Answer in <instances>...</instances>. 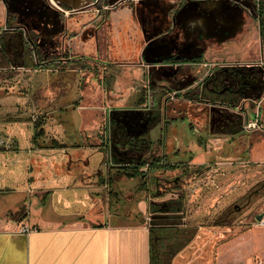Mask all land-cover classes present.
I'll return each mask as SVG.
<instances>
[{
	"label": "crops",
	"instance_id": "1",
	"mask_svg": "<svg viewBox=\"0 0 264 264\" xmlns=\"http://www.w3.org/2000/svg\"><path fill=\"white\" fill-rule=\"evenodd\" d=\"M97 1L61 0L60 3L66 8L81 9L94 2L101 14H104L102 9L111 10L102 22L107 34L100 37L96 33L95 16L82 31L80 23H74L71 30L81 32L75 43L72 40L71 51L59 52L60 57L58 55L59 58L54 61L56 65L47 59L56 52L49 51L44 42V37L48 36H43L41 42L34 39L38 58L30 47L24 55L9 60L5 65L7 68L0 72L31 77V81L24 82L28 90L40 85L41 89L47 90L46 94L50 89L49 81L57 80L54 84L55 96L40 97L39 103L44 106V112L39 116L30 115L33 105L28 95L23 102L15 98L14 101L9 100L13 104L23 103L21 110L18 109L22 111L19 116L28 114V118L13 120L0 115V264L161 263L158 251L156 255L153 252V246L160 242L161 230L168 226L151 225L145 221L144 197L138 198L133 206L115 203L118 193L125 190L130 191L128 194L137 195L141 187L137 182L131 189L133 183L130 180L135 179L126 178L118 168L111 175V167L104 164L108 151L114 150L119 158L123 156V149L119 150L123 146V133L117 129L118 141L113 142L112 119H108L107 130L102 128L101 121H105L106 113L113 109L119 118V126H123V108L151 111L154 101L159 98L155 97L153 103L150 98L165 87L173 86L167 94L172 97H169L170 101L181 100L184 105L190 106L192 98L197 95L200 101L209 103L211 100H204L208 93L217 94L214 90L224 89V83L218 87L206 84L220 70L231 76L242 69L249 70L252 75L258 74L259 91L233 93L231 96L235 99L241 97L240 101H248L257 108L252 110L248 120H258L261 128L248 132V155L251 163L264 166V137L255 139L253 136L257 132L264 133V117L261 112L258 113L264 97V67L257 65V61L264 58V39L260 36V28L264 32L263 0H257L262 11L258 20L249 19L239 6L224 0H193L188 4L184 0H117L118 3L113 6L109 5L110 0H102L100 5ZM176 12V23L185 28L181 31L177 29L169 36L163 35ZM10 20L14 23L8 27L9 31L7 26L0 27L2 43L13 44V37L22 31L21 27L14 25V18ZM62 25L60 27L56 22L54 27H46L49 31L55 28L61 34L64 32ZM87 44V48L84 47ZM149 44L153 51L144 59V51ZM166 57L170 61L151 62ZM34 60L40 62L38 68L32 65ZM226 60L233 63L223 64ZM209 61L217 63L215 69L208 70L200 65ZM37 75L47 80L40 83ZM70 76L73 82L64 83L62 79ZM36 79L38 82H33ZM232 79L222 80L229 85ZM138 86L147 87L146 96L135 98L132 96L135 94H130L127 97L128 90ZM196 87L199 93L188 97L190 90ZM207 87L209 90H205ZM87 88L96 89L99 96L92 97L87 91L83 92ZM25 103L28 105L25 106ZM212 103L222 105L223 102ZM13 113H17L14 108ZM53 115L61 126L54 135L43 130L45 122ZM40 116H43L44 122L42 132L34 135L33 122ZM113 122L115 125L116 120ZM153 128L143 144L148 143L147 138ZM157 128V142L162 144L161 132L165 126L162 130L158 123ZM182 132L186 138L184 159L166 162L182 163L185 170L189 168L190 186L194 183L191 180L196 178L195 175L192 178V168L209 167L208 164L214 161L207 154L210 149H207L206 140L214 137L211 140L216 148L224 147V140L218 139L222 133L217 131L208 136L195 129ZM198 133L202 138L193 140ZM229 133L233 136L238 132ZM107 134L111 139L106 141L103 137L106 138ZM211 149L214 150V147ZM162 152L164 158L163 149ZM52 162L56 167L52 168ZM103 165L106 166L103 174H96L95 171ZM120 165L123 164L118 163L115 167ZM110 197L114 204L109 203ZM215 214L211 224L202 222L197 227L205 233L210 227L214 228L216 240H210L211 236L210 239L197 241L196 246L201 250L199 257L177 259L175 256L170 264H264V226L256 222L257 215L254 216V223L244 230H235L233 221L230 224L223 222L228 216L227 210H218ZM229 215L232 216L233 211ZM22 226H29L31 230L22 233ZM185 226L177 227L188 230ZM246 238L253 241L246 243L243 241ZM258 240L262 241V246L257 244ZM207 249L210 250L209 255H206Z\"/></svg>",
	"mask_w": 264,
	"mask_h": 264
},
{
	"label": "rangeland",
	"instance_id": "2",
	"mask_svg": "<svg viewBox=\"0 0 264 264\" xmlns=\"http://www.w3.org/2000/svg\"><path fill=\"white\" fill-rule=\"evenodd\" d=\"M60 1L61 0H0V3H2L0 4V27L3 28V26H7V30H10L8 27L14 22L7 20V13H9V18H14L16 21L14 25L19 26L24 30L30 29L35 33V40L38 39V41L41 42L43 36H48L44 37V42L47 43L49 51H55L56 53L53 57L51 56L47 59L53 62L60 57L61 53L59 52H64V50L65 52H67L66 50L71 51L72 40H74V43L76 42L75 39L79 36L78 34L84 27L88 26L89 22H91L90 19L94 16L96 21L94 24L95 26H98L96 33L98 32L100 37L107 34V29L103 26L102 22L111 10L105 11L107 9H102L104 14H101V12H98V7L94 2H91V6L86 5V7L81 9H70L62 6ZM126 1L127 0H123V2ZM184 1L185 4H188L193 0ZM224 1L239 6L240 10L246 14L249 19H259L257 0ZM97 2L98 5L102 4V0H98ZM117 3V0L109 1L110 6L116 5ZM176 15L177 12L171 16L168 30L163 35L169 36L171 33L174 34L177 29H180L181 31L185 28L176 23ZM262 21L264 23V18ZM56 22L60 24V27L61 24H63L62 28H64V32L61 34L59 33L60 31L57 32L55 28L49 31L46 27L49 25V27L51 26L52 28ZM74 23H80L81 31L75 32L71 30ZM87 46L88 44L86 46L84 45L86 48ZM152 51L153 48L151 44L146 46L144 59L150 55ZM240 56H238V58H240ZM166 60L170 61V58L166 57L162 61ZM227 61L228 60L224 61L223 64L233 63ZM38 63L40 62L36 60H34V63L32 62L34 68H38ZM55 63L56 62H54L53 65H56ZM209 63L216 62L209 61ZM5 67L7 68V66H4V68ZM240 68H243V66H240ZM212 69L215 68L212 67ZM241 71L244 70L242 69ZM215 74L211 77L210 81L206 83L209 87H218L220 84L219 82L227 84V82L222 79L231 78V74L225 73L224 70H220L216 75ZM32 76L35 77V75ZM37 77L40 79V83L47 80L46 78L41 79L40 75H37ZM29 78L31 77L25 75L12 76L10 73H0V99L3 98L0 101L1 116L9 119L13 118V120L28 118V114L19 116V112L22 114V111H18V109L21 110L23 103L13 104L9 101L10 99L14 101L15 98L16 101L20 100V102H23V99L26 98L27 95L31 100V105H33L31 106L33 110L30 115L39 116L44 112L42 110L44 109V106L40 105L39 99L44 95L55 96L56 86L54 84L56 79L54 78L49 81L50 89L46 94L47 90L41 89L40 85L28 90V85L26 87L24 82H29ZM37 80L38 79L33 80V82H36ZM62 80L64 83L73 82L72 76ZM217 80L219 81L217 82ZM168 87H165L163 90H158V92H155L156 94L154 93L152 95L150 98L152 99V103L153 100H155V97L156 99H159L154 101L155 103L153 104L151 111L142 109L134 110L129 107L123 108V112H121L123 114V126H119V118L116 117V113L113 109L108 110L106 113L107 118L105 121H101V126L106 130L109 129L108 119H112L110 127L113 135V142L118 141L117 129L123 133V146L119 147V150L123 149V158L117 157V153L114 150L105 153L104 164L108 165V168L111 167V175L115 173L117 168L115 166L118 163L129 164L132 161L136 163L145 162L150 164L154 162L155 158L163 159V162L183 160V145L185 144L184 141L186 139L183 136V130L195 129V131H202L199 133H203L206 136L216 131V133L221 132L222 136H219L218 139L220 138L224 140L223 142L229 140L228 142L233 144L234 147L228 149L229 156L231 157H219L217 160L214 158L213 163L208 164L209 167H193L191 175L192 178H196L191 180L192 183H194L190 186L188 178L190 175L188 173L190 170L189 168L181 172L180 170L168 171V169L164 170L156 168L148 171L149 166L145 165L140 167L139 170L141 174L147 175L148 172L150 173L152 183H150V185L148 184V187L145 186L146 189H144L145 187L142 188L139 194L130 195V206L135 205L138 198L144 197L147 213V220L145 221L151 225L157 223L168 226L161 230L159 235L160 242H156V245L154 244L155 246H153V252L155 255L156 251L159 253L157 256L158 260L161 262L160 264H170L175 256H177V259L188 256L192 258L199 257L201 250L196 246V242L210 239L211 236L213 238L210 240H216V237L213 236L215 233L214 228L209 226L211 229H207V233H205L204 231L198 230L197 226L202 224V222L203 224H211V220L215 218L216 211L227 210L228 216H225L223 222H225L224 224H230L233 221V226L236 228L235 230H244L247 226L254 223V216L264 211V166L255 165L250 162L248 155V136L250 134H248L249 131L244 129V124L250 121L248 120L250 117L249 115L252 113L255 106L249 104L248 101H240L241 97L236 99L232 98V96L223 93L224 90L219 91L218 89L214 90L218 92L217 94L208 93L207 96L204 97V100L209 99L211 102L200 101L197 95V98H192L193 102L188 106L187 104L184 105L185 103L181 100L170 101V95L167 96V94L173 89V86H171V88L170 86ZM204 87H206V85ZM207 89L209 90L208 87L205 90ZM84 91L90 93L92 97L97 96V94L99 96V91L97 92L96 89L87 88L83 89V92ZM125 92L126 91L123 88V93ZM146 92V86H138L129 89L126 94L127 97H129L130 94H135L132 96H135V98H141V96H146ZM198 93L199 90L196 87L191 89L187 96H194ZM163 98H166L163 100V102H166L165 104L162 102ZM212 101L223 103L222 105H217L215 103L213 104ZM261 101L263 102L260 104V107H258V113L261 112L264 117V97ZM27 105L28 104L25 103V106ZM13 108L17 113H13ZM151 115L156 116V120L152 125L145 120ZM52 117H49L50 119L48 122H45L46 124L44 125L43 130L54 135L56 134V130L60 129L61 126L59 127V120H57V117L55 115ZM114 119L116 120L115 125L113 122ZM158 123L161 129L163 128V125L165 126V128H163L164 131L161 132L162 144L157 142V140H159V135L157 134ZM68 125L71 126L70 124ZM153 126L155 128H153L154 131L151 132V136H148L147 138L148 143L143 144V140L146 139V135L150 133L149 131ZM232 131L238 133L233 136L229 135V132ZM199 133L196 138L193 137L192 139L196 141L199 138H202L199 136ZM193 135H196V132H193ZM98 136L99 134L97 135V138ZM253 136L254 138L256 137L255 139H263L264 133L257 132ZM103 138L107 141L111 139V136L107 134L106 138ZM211 139H214V137ZM211 139L208 138V140H206L208 150L211 149V147H214V149L216 148L214 144H212L213 142ZM162 149L164 151V158L162 157ZM242 151H244L246 159L240 157ZM53 167H56L55 162H52V168ZM104 167L106 166L103 165L100 168L102 174ZM144 179L145 176H141L133 181L130 180V182L133 183L131 189H134V185H136L137 182L140 186ZM111 200L110 197L109 203L114 204ZM232 211L233 215L231 216L229 214H231ZM20 214L21 212L17 215L19 216ZM169 225H176V227L171 228ZM178 225H186L185 227L188 228V230H184V227H177ZM216 228L217 227H215V229ZM243 241L251 243L253 240L252 238H246ZM256 242L259 246H262V241L258 240ZM211 244H213V242H211ZM209 249H207L208 252L206 251V255L210 254Z\"/></svg>",
	"mask_w": 264,
	"mask_h": 264
},
{
	"label": "flooded vegetation",
	"instance_id": "3",
	"mask_svg": "<svg viewBox=\"0 0 264 264\" xmlns=\"http://www.w3.org/2000/svg\"><path fill=\"white\" fill-rule=\"evenodd\" d=\"M257 10H258V15H260L261 14V13H259L260 9L258 8ZM99 11H101V10H99ZM8 14L9 13H7V20H10ZM22 30H24V29H22ZM34 36H35V33L32 30L28 29V30L21 31V34L20 33L16 34L15 37H13V39H14L13 44H8L7 42H3V43L0 42V72H1V70L4 69V66L7 64V62L9 60H14L17 58V56L24 55L27 52L26 50H29V48L31 47L30 42L34 41ZM231 77H233V79L229 83V85L225 84L224 89L219 90V91L224 90V92H226L229 96H231L233 93L234 94H236V93L248 94L250 92L259 91V88H261L259 75L258 74L252 75V73L249 72V70L233 72ZM218 81L219 80H217V82ZM219 83L223 84L221 82H219ZM40 118H43V116H40ZM145 120L148 123L152 124L156 120V116L151 115L150 117L146 118ZM223 146L224 147L216 148L214 150L210 149L208 151L209 153H207V154L209 156H211L212 158H215V159L219 158V157H225V156L231 157V156H229L228 149H230L231 147H234V145L231 143H228V142H224ZM243 153H244V151L241 152L240 157H242ZM122 166L123 165H120L117 167L119 171H121V169H119V168ZM100 170H101L100 168L97 169L95 171V173L100 174L101 173ZM127 192H130V191L124 190L122 193H118V195L116 196L117 200H115V203H117L118 205L119 204L122 205L124 203H126V204L129 203V205H130L131 200L128 197H130V195H132L133 193L128 194Z\"/></svg>",
	"mask_w": 264,
	"mask_h": 264
},
{
	"label": "trees",
	"instance_id": "4",
	"mask_svg": "<svg viewBox=\"0 0 264 264\" xmlns=\"http://www.w3.org/2000/svg\"><path fill=\"white\" fill-rule=\"evenodd\" d=\"M260 13H262V11H260ZM261 15V14H260ZM261 23V21H260ZM260 36H261V39L263 40L264 39V32L262 30V28H260ZM30 46L34 52V56L37 57V53H36V49H37V45L34 43V41H31L30 42ZM38 58V57H37ZM194 59V58H193ZM44 124L43 122V119L38 117L36 119L35 122H33V130H34V135H39V133L42 132V125ZM162 158V157H160ZM242 158H245V154L243 153L242 155ZM246 159V158H245ZM149 166L148 167V171H150L151 169H164V170H167V169H170V170H180L181 172L185 171L184 169V166L182 163H178V164H173V163H169V162H163V159H157L155 158L154 159V162L148 164V163H145V162H130L129 164H123L122 167H120L119 169H121V173L123 174V176H125L126 178L128 179H138L140 178L141 176H145V179L144 181L142 182V184H140V189L144 188L145 186L148 187V184L150 185V183H152L151 181V175L150 173L148 172V174L146 175H143L140 173V167L142 166ZM142 185V186H141ZM146 189V187L144 188Z\"/></svg>",
	"mask_w": 264,
	"mask_h": 264
},
{
	"label": "built area",
	"instance_id": "5",
	"mask_svg": "<svg viewBox=\"0 0 264 264\" xmlns=\"http://www.w3.org/2000/svg\"><path fill=\"white\" fill-rule=\"evenodd\" d=\"M200 65L202 67H204L205 69L210 70L212 67L217 66V63L203 62ZM257 65L260 66V67H264V58L259 59L257 61ZM209 67H211V68H209ZM259 128H261V125H260L258 120H251V121H248L246 124H244V129L247 130V131H252V130L259 129ZM256 222L258 224H260L261 226H264V211L261 213V218L259 220H256ZM30 230H31V228L29 226H22L20 228V231L22 233H28Z\"/></svg>",
	"mask_w": 264,
	"mask_h": 264
},
{
	"label": "water",
	"instance_id": "6",
	"mask_svg": "<svg viewBox=\"0 0 264 264\" xmlns=\"http://www.w3.org/2000/svg\"><path fill=\"white\" fill-rule=\"evenodd\" d=\"M198 57V56H197ZM180 58H176V60H179ZM191 59H193V58H189V60H191ZM163 59H158V60H152L151 62H161ZM261 218V213L260 214H258L257 216H256V220H259Z\"/></svg>",
	"mask_w": 264,
	"mask_h": 264
}]
</instances>
